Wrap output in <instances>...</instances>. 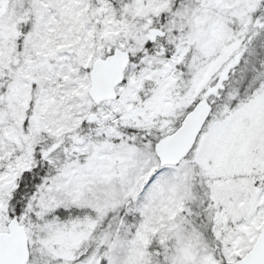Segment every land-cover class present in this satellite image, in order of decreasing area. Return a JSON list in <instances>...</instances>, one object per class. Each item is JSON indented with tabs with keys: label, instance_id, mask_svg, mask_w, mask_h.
I'll return each mask as SVG.
<instances>
[{
	"label": "snow or ice",
	"instance_id": "obj_1",
	"mask_svg": "<svg viewBox=\"0 0 264 264\" xmlns=\"http://www.w3.org/2000/svg\"><path fill=\"white\" fill-rule=\"evenodd\" d=\"M0 264H264V0H0Z\"/></svg>",
	"mask_w": 264,
	"mask_h": 264
}]
</instances>
